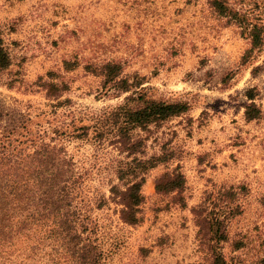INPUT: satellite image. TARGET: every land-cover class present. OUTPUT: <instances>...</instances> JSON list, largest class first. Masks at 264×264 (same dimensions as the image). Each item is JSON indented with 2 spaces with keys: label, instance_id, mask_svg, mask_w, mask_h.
Segmentation results:
<instances>
[{
  "label": "rangeland",
  "instance_id": "374dc122",
  "mask_svg": "<svg viewBox=\"0 0 264 264\" xmlns=\"http://www.w3.org/2000/svg\"><path fill=\"white\" fill-rule=\"evenodd\" d=\"M207 1L0 0V36L10 57L0 110L29 137L44 131L64 146L81 179L75 201L90 219L100 264H210L213 252L229 264L264 257V0H226L241 23L217 15ZM253 24L262 43L251 48ZM108 61L153 96L189 104L139 132L145 157L162 146L174 154L144 174L136 224L119 220L120 205L108 191L125 153L91 130L69 140L53 132L68 111L88 123L129 93L99 90L92 70ZM57 80L67 90L56 100L69 103L52 106L57 101L45 98L41 85ZM249 88L260 117L247 121ZM175 166L184 179L179 195L156 194L155 177ZM213 216L223 219L217 235L207 229Z\"/></svg>",
  "mask_w": 264,
  "mask_h": 264
},
{
  "label": "trees",
  "instance_id": "16d2710c",
  "mask_svg": "<svg viewBox=\"0 0 264 264\" xmlns=\"http://www.w3.org/2000/svg\"><path fill=\"white\" fill-rule=\"evenodd\" d=\"M207 3L217 15L241 23L239 14L226 0ZM247 36L251 48L262 43L261 29L255 24L250 26ZM9 65V53L0 36V77ZM92 71L100 76L98 88L104 95L129 93L121 102L91 115L88 123L68 111L53 132L69 140L80 139L91 130L96 140L107 138L125 153L124 157L129 159L117 161L114 174L118 183L108 191L110 199L120 205L119 220L136 224L143 203L140 189L144 174L168 164L174 154L162 146L158 153L145 157V136L139 132H148L151 125L159 126L185 113L189 104L153 96L149 88L138 87L140 82L128 81L117 62L100 63ZM41 86L47 99L56 100L67 90L59 80ZM253 95V88L246 90L249 102L243 106V116L247 121L260 117ZM56 101L52 106L69 103L67 98ZM17 121L6 118L0 110V264H100L101 250L91 235L90 219L75 201L81 179L74 172L64 146L45 139L44 131L29 137L27 127L23 123L15 125ZM183 184V176L175 166L155 177L154 191L179 195ZM222 220L218 216L209 218L208 231L214 235L221 233ZM200 222L204 223L203 219ZM212 254L210 264H229L219 253ZM259 258L257 264H264V257Z\"/></svg>",
  "mask_w": 264,
  "mask_h": 264
}]
</instances>
